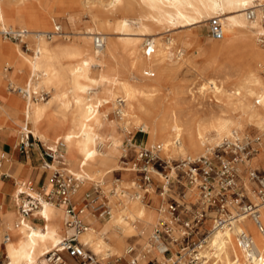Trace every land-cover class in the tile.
Listing matches in <instances>:
<instances>
[{
	"label": "bare ground",
	"instance_id": "1",
	"mask_svg": "<svg viewBox=\"0 0 264 264\" xmlns=\"http://www.w3.org/2000/svg\"><path fill=\"white\" fill-rule=\"evenodd\" d=\"M82 17L89 19L83 33L76 26ZM214 18L224 37L211 45L200 35H172L180 28L207 26ZM2 30L27 34L17 43L0 35V131L11 130L18 138L31 131L54 151L63 145L65 170L82 180L75 198L92 185L110 195L108 204L87 205L89 228L78 236L100 264L126 262L131 248L139 264L164 258L150 240L166 216L142 201L153 183L110 182L124 169L125 135L136 153L145 146L159 148L173 176V162L199 159L242 139L259 143L263 154L255 150L245 165L262 169L264 0H0ZM187 77L199 82L197 92ZM198 97L210 106L201 109ZM136 131L140 135L132 139ZM124 170L140 171L137 166ZM149 172L164 182L163 174ZM46 173L50 186L52 173ZM243 176L259 224L231 207L236 218L211 233L201 253L204 264H264V203ZM14 181L17 210L0 206L4 264H49V255L63 252L62 241L73 234L66 212L43 203L24 218L20 194L36 195L25 176ZM133 188L134 200L126 199L124 193ZM103 207L109 212L105 220L97 215Z\"/></svg>",
	"mask_w": 264,
	"mask_h": 264
},
{
	"label": "built area",
	"instance_id": "2",
	"mask_svg": "<svg viewBox=\"0 0 264 264\" xmlns=\"http://www.w3.org/2000/svg\"><path fill=\"white\" fill-rule=\"evenodd\" d=\"M252 18L253 14H249ZM211 37L220 41L224 37V31L220 20L214 18L209 21ZM56 33L60 30L57 28ZM27 32L16 30H2L0 35L3 39L11 42H21ZM52 34H48L50 39ZM102 42L96 40V45L101 46ZM150 53L148 49V54ZM35 147L40 149L41 166L44 172L51 171V189L48 185L39 186L35 192L36 197L29 196L22 192V205L19 207L24 218H29L34 212L40 209L43 203L63 207L66 216V226L73 231V234L66 237L61 243L63 252L79 264H100L96 258L79 243L78 236L89 228L86 221L87 205L93 201L91 195L87 194L83 201L86 206L77 208L75 195L82 185V180L65 170L63 163L64 146L59 144L56 151L46 148L39 140L34 138L31 131L22 132L17 141V150L29 158ZM231 150V151H227ZM160 149L141 148L137 153V160L143 164L140 172H143L145 183H151L150 169L160 172L164 168H171L170 163L159 156ZM256 153L251 140L237 142L236 144L223 143L216 151L199 159L184 160L174 167L175 174L178 170L183 181L172 180L170 176L164 175L162 191L159 196L165 202L163 213L165 218L160 222L152 236L153 247L164 256L163 260L151 261L150 264H204L205 260L201 253L206 248L211 233L214 230H224L231 226L236 216L232 213L231 207L238 208V213L247 214L258 223L257 206L250 200L243 182V170L241 167ZM4 159V156H2ZM57 168L52 170V166ZM136 166V165H135ZM140 170V169H139ZM161 173V172H160ZM162 174V173H161ZM247 177L252 184V190L261 203H264V167L260 170H248ZM246 176V175H245ZM3 178H9V174L3 172ZM179 176H176L178 178ZM183 182V192L172 193L173 184ZM27 188L33 190V183L29 182ZM191 190L198 194V200L193 202L189 198ZM171 192V193H170ZM170 197V201H166ZM161 204V205H162ZM100 219L109 215L104 210L98 211ZM208 223H211L208 226ZM248 237L241 236L244 244ZM251 243V242H250ZM63 252H56L49 255V264H67ZM129 258L125 263L115 264H139L135 250L130 249Z\"/></svg>",
	"mask_w": 264,
	"mask_h": 264
},
{
	"label": "rangeland",
	"instance_id": "3",
	"mask_svg": "<svg viewBox=\"0 0 264 264\" xmlns=\"http://www.w3.org/2000/svg\"><path fill=\"white\" fill-rule=\"evenodd\" d=\"M111 19L113 21H115L117 19V16H113V17H111ZM88 21H89V19L82 17L81 20L79 22H77L76 26H78V29H80V32L81 33H83V30L85 29V26L88 25V23H89ZM189 33L190 34H195V35H200L201 36V39H202V42L205 43V44L207 43L206 45H211V43H213V42L215 43V40L210 35L209 22H208L207 26H204V27H199L198 28V27L193 26V27H187V28L177 29V30H175V31L172 32V35L173 36H178V35L189 34ZM199 65H201V64H199ZM186 80H187V82H186L187 85L191 86L193 88V90L195 92H197V88H198L199 82L198 81H194L193 78H191V77H187ZM186 97L189 98L188 95H186ZM195 103L201 109H206V108H208L210 106L209 105V100L208 99H205V98H202V97H198V99L196 100ZM111 116L113 118V115H111ZM133 135H132V139L133 138H137L140 135V133L138 131H136V133L134 132ZM252 135H253V137L256 136L255 133L252 134ZM128 140L129 139L125 135V139H124L123 147L122 148L124 149V151H126L127 158H123V164L121 166L124 169H127V168L128 169L129 168L131 169L132 167L134 168V167L137 166V169H140V171H141L142 168H143V164L137 160V156L138 155H137L136 152L133 151V147H132L131 143ZM247 140L248 139H242L241 142L243 143V142H246ZM252 143H253L254 149L256 151L257 150H260L259 151V155H262L263 152H262V148L259 145V143L256 142V141H252ZM35 148L36 149H39L38 147H35ZM144 148L147 149L146 146ZM217 150H218V148H216V150H214V151L217 152ZM227 151H231V150H227ZM159 156H160V154H159ZM262 161H263V164H262V168H263L264 167V156H262ZM247 162H248V160H247ZM179 163H180V161H176V162H173L172 165L174 167H176ZM124 169H122V170L116 172L114 175H112L110 182H113L115 180H126L128 183H131L132 181H134V182H137L140 185H144L145 184V181H144V178H143L144 177L143 176V172H140V171H130V170H124ZM241 169L244 170V174L243 175H246V176H247L246 172H248V170H253L252 167L249 164H248V166H246L244 164L241 167ZM170 170H171V168H164V169L160 170V172L162 174L164 173V175L166 176V175H168L170 173ZM5 172L8 173V174H11L9 171H5ZM154 176H155L154 178L151 176V183H153V186H150L148 188V189L151 190V192L142 193L143 194L142 201L146 205H149V206L152 205V206L156 207V209L162 211L163 208H165V202L163 200V204H162V200H161L159 194L162 191V186H163L162 183H163V180L157 174H155ZM170 176H173V174L171 173ZM176 176H179V177L175 179ZM172 180L183 181L182 175H181V173L178 170H176V174L172 177ZM29 181L33 183V190H34L33 192H36V190L38 188V185H36V183L32 179H29ZM42 185H40V186H42ZM182 186H183V182H181V184H179L178 182H176L175 184H173V186L171 187L172 193L176 194V193H178V191L179 192L180 191L183 192L184 189L182 188ZM51 187H52V185H50L48 187V190H50ZM13 188H14V186H13ZM13 188L11 189V191L13 190ZM135 192H136V189H134V188L133 189H129L126 193H124V196L128 200H134V193ZM190 192H192V194H196V191H192L191 190ZM87 194H90L91 195V199L92 200H96V202H98L99 204H101L103 202H106L107 204L110 203V195L109 194L102 193L101 187H95L94 185H92L87 190H85L79 197H76L75 198V202H76V207L77 208H79L81 206L87 205V203L85 201H81L82 197L84 199ZM99 196L101 197V200L100 199L97 200V198H99ZM191 196L192 195H190L189 198L193 202H194V199H198V197H199V196L198 197H196V196H192L191 197ZM154 201H155V203L153 204ZM166 201L168 203V201H170V197H167ZM104 210H106L105 207L101 208L100 209V212H103ZM88 212L89 211H87V215L88 216H91L90 214H88ZM163 215L165 216L164 213H163ZM108 216L109 215H105V218H102L101 220L108 219ZM210 225H211V223H208V226H210ZM156 227H158V226L156 225L154 227V230H155ZM150 241L152 242V240H150ZM63 257H64L65 261H67L68 263H71L72 262V260L70 261V259L67 258L68 257V254H63ZM156 260L161 261V260H163V258H158ZM0 263L1 264L4 263V258L3 257L0 258ZM77 263H79V261H77ZM115 263L116 262L112 261L110 264H115ZM120 263H125V262L124 261H121Z\"/></svg>",
	"mask_w": 264,
	"mask_h": 264
},
{
	"label": "crops",
	"instance_id": "4",
	"mask_svg": "<svg viewBox=\"0 0 264 264\" xmlns=\"http://www.w3.org/2000/svg\"><path fill=\"white\" fill-rule=\"evenodd\" d=\"M17 141L18 137L13 131L7 129H2L0 131V154L4 156V159L2 156L0 157V206L3 204L8 212L17 210L14 206L11 194V189L13 188L15 182L14 179H20L25 176L27 180L32 179L38 187L44 183L45 185H48L49 183L48 173L44 172L40 168L42 161L40 158V149L34 148L31 156L29 158H25L17 150ZM5 171H9L11 173L9 174V178L1 177V174ZM83 200L84 199L82 197L81 201ZM34 220L35 224L41 223L38 218H35ZM86 221L88 222L87 219ZM1 257L4 258L3 250H0V258ZM67 258L70 257L68 256ZM70 260H72L73 264L77 263V261L72 258H70Z\"/></svg>",
	"mask_w": 264,
	"mask_h": 264
}]
</instances>
